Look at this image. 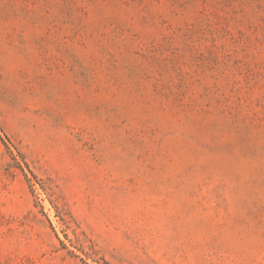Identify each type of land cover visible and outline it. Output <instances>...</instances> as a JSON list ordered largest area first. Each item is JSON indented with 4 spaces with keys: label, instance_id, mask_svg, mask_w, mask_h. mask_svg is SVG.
<instances>
[{
    "label": "rangeland",
    "instance_id": "obj_1",
    "mask_svg": "<svg viewBox=\"0 0 264 264\" xmlns=\"http://www.w3.org/2000/svg\"><path fill=\"white\" fill-rule=\"evenodd\" d=\"M0 264H264V0H0Z\"/></svg>",
    "mask_w": 264,
    "mask_h": 264
}]
</instances>
